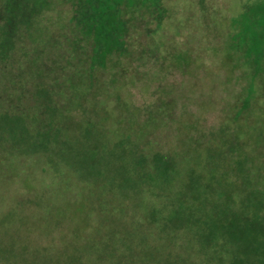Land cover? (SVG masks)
Here are the masks:
<instances>
[{
  "label": "rangeland",
  "instance_id": "rangeland-1",
  "mask_svg": "<svg viewBox=\"0 0 264 264\" xmlns=\"http://www.w3.org/2000/svg\"><path fill=\"white\" fill-rule=\"evenodd\" d=\"M186 1L198 18V0ZM202 5L210 13L225 9L228 19L241 24L264 16V0ZM158 27L170 39L168 24ZM184 29L174 41L206 46L209 36L201 29L189 43ZM55 32L46 37L53 40ZM20 33L14 51L0 61V264H216L212 249L200 244L201 230H178L164 221L176 207L181 180L149 187L142 185L146 170L137 168L155 156L172 157L178 119H192L193 138L201 142L218 134L244 82L237 74L227 81L206 53L201 68L187 76L136 52L137 75L117 100L97 84L67 81L62 74L73 78L72 67L42 68L40 59L56 62L58 53L40 51L47 40ZM20 47L44 54L31 52L25 61ZM42 70L51 78L42 79ZM150 118L141 139L137 122ZM182 154L177 152L180 172L186 166ZM140 156L147 162L138 164Z\"/></svg>",
  "mask_w": 264,
  "mask_h": 264
},
{
  "label": "trees",
  "instance_id": "trees-1",
  "mask_svg": "<svg viewBox=\"0 0 264 264\" xmlns=\"http://www.w3.org/2000/svg\"><path fill=\"white\" fill-rule=\"evenodd\" d=\"M183 3L188 1L3 0L0 61L14 51L16 39L25 31L26 38L47 40L40 51L55 49L58 53L56 62L40 59L42 68L49 70L53 63L66 70L72 67L73 78L62 74L67 81L97 84L106 97L117 100L122 99L120 92L127 81L137 75V66L132 65L136 52L149 53L155 63L187 76L201 68L206 53L227 81L237 74L244 86L227 107L218 134L201 142L192 135L195 122L188 117L178 119L172 157L155 156L147 167L137 169L146 170L142 185L149 187H170L173 180H181L176 207L164 221L178 230H201L200 244L212 249L216 264H264V16L241 24L228 19L225 9L207 12L198 0L196 18L192 5L184 7ZM165 23L174 31H167L170 39L158 29ZM185 27L184 42L197 38L195 32L201 29L209 36L206 46L196 42L189 47L174 41ZM53 28L56 32L51 40L46 35ZM215 38L217 45L213 44ZM20 49L25 61L31 52L44 54L34 48L30 52ZM33 61L36 63L35 58ZM45 76L42 70V79H50L51 73ZM166 105L164 102L163 108ZM153 119L141 125L137 122L141 139ZM179 150L187 166L182 172L178 169ZM145 161L144 156L138 158V164ZM197 161L204 166L196 167ZM198 210L201 214L194 216ZM151 219L154 221L153 215Z\"/></svg>",
  "mask_w": 264,
  "mask_h": 264
}]
</instances>
